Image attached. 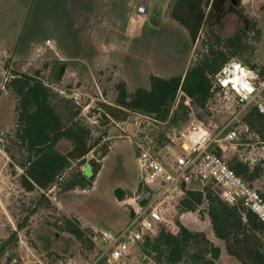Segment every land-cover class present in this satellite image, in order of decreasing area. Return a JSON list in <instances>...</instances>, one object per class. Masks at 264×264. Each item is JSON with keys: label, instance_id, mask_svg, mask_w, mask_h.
<instances>
[{"label": "rangeland", "instance_id": "1", "mask_svg": "<svg viewBox=\"0 0 264 264\" xmlns=\"http://www.w3.org/2000/svg\"><path fill=\"white\" fill-rule=\"evenodd\" d=\"M170 4L171 0H0V246L17 234L0 264L91 263L100 246L88 240L80 244L56 227H63L64 217L77 219L87 237L92 228L123 229L133 210L123 201L118 204L116 190L136 185L138 148L131 139L133 116L116 103L117 86L124 84L132 94L147 88L151 75H182L203 52L206 39L202 31L196 43L191 42L170 18ZM207 16L208 25L223 38L243 32L256 46L252 61L261 64L264 0H211ZM16 73L41 78L61 96L72 97L82 108L81 118L96 127L95 138L101 140L98 149H111L102 163L96 153L88 154L81 168L74 162L56 204L43 191L22 188V170L11 166L14 163L5 150L16 116V99L7 83ZM262 99L264 103V95ZM213 105L214 113L207 110L202 116L216 131L227 124L230 115L221 104ZM98 108L110 116L100 126L85 117V112L96 115ZM61 146L64 151L70 147L66 142ZM160 155L166 159L164 152ZM89 167L99 171L92 187L69 190L68 183L76 180L78 172L92 174ZM249 185L264 193V169ZM189 188L202 187L193 184ZM137 190L131 191L132 196ZM43 195L48 202L39 206ZM202 209L184 213L179 221L210 234L209 218L198 214ZM123 264H145L140 248L133 247Z\"/></svg>", "mask_w": 264, "mask_h": 264}, {"label": "trees", "instance_id": "2", "mask_svg": "<svg viewBox=\"0 0 264 264\" xmlns=\"http://www.w3.org/2000/svg\"><path fill=\"white\" fill-rule=\"evenodd\" d=\"M210 3L211 0H171L169 16L187 32L191 42L196 43L202 31L206 35L202 41L203 52L182 75H151L149 86L138 88L132 94L128 93L124 84L117 86L118 105L126 107L131 115L141 113L151 119V126L144 128L138 139L145 142L142 137H147L150 143L158 145L157 151L193 117L203 122L202 114L208 110L206 106L211 97V80L230 61L246 64L264 80V60L256 64L251 58L255 57L254 42L247 39L243 32L223 38L208 25ZM257 34L261 36L259 31ZM7 87L16 99L15 127L8 136L9 143L5 148L14 163L11 166L22 170L20 184L26 192L46 191L60 174L72 168L74 162L78 161L79 168L85 165V157L101 140L95 138L96 127L81 118L82 108L76 101L72 97L61 96L41 78L16 73ZM180 88L192 99L195 115L183 102L173 110ZM240 120L241 124L256 129L264 138V113L256 105L252 104ZM63 142L69 144V150L61 148ZM231 166L247 184H252L261 176L260 168L250 171L237 160ZM96 176V170L90 176L78 172L76 180L68 183L67 187L69 190L92 187ZM142 191L139 186L138 192ZM144 191L153 193L148 188ZM262 195L264 197V193ZM131 196V191L116 190L118 200ZM38 202L40 206L48 199L43 195ZM199 208L203 209L198 214L207 215L211 232L220 245L203 230L177 220L178 234L162 227L156 236L147 237L136 246L140 248L142 257H151L156 264H218L225 251L241 264H264V223L252 210L242 203L229 205L211 187L188 188L181 202V212L196 213ZM63 221V227H56L70 233L80 244L86 240L92 242L77 219L64 217ZM23 227L20 225V229ZM16 238L17 234L13 233L0 246V257Z\"/></svg>", "mask_w": 264, "mask_h": 264}, {"label": "built area", "instance_id": "3", "mask_svg": "<svg viewBox=\"0 0 264 264\" xmlns=\"http://www.w3.org/2000/svg\"><path fill=\"white\" fill-rule=\"evenodd\" d=\"M210 91L211 97L206 108L214 113L213 103L221 104L230 115L227 124L214 131L211 124L193 117L159 151L156 150L158 147L155 143L138 139V134L143 133V129L150 125L151 119L141 113L133 115L134 131L131 139L138 148L139 186L143 190L151 189L153 193L137 190L133 196L123 200L122 203L130 205L134 214L123 230H89V239L101 248L95 260L89 264H123L133 247L147 237L156 236L162 227L172 234H178L177 220L184 217L180 209L181 202L193 184L216 189L221 200L229 205L242 203L264 223L262 193L247 184L231 166L237 160L250 171L264 169V138L256 129L241 124L240 120L254 103L264 113V80L246 64L230 61L211 80ZM181 102L195 115L192 99L180 88L173 110ZM85 117L96 126L103 123L104 117L110 118L101 108L93 116L85 112ZM96 149L94 147L89 154L93 155ZM161 152L166 154L165 160L161 157ZM69 173L70 170H66L60 174L56 182L43 191L52 203L59 202L58 194ZM144 260L145 264H156L151 257L145 256Z\"/></svg>", "mask_w": 264, "mask_h": 264}, {"label": "crops", "instance_id": "4", "mask_svg": "<svg viewBox=\"0 0 264 264\" xmlns=\"http://www.w3.org/2000/svg\"><path fill=\"white\" fill-rule=\"evenodd\" d=\"M133 116V115H132ZM134 119V116H133V118H132V120ZM116 137V139L117 138H122L123 136H115ZM115 137H113V138H115ZM123 139V138H122ZM135 144H136V142H134ZM112 146V145H111ZM136 146H137V144H136ZM97 147V149H96V154H97V156H98V158H100L99 159V161H100V163H102V161L106 158V154L108 153V151H110L111 149H109V150H104V149H98V147H99V145L98 146H96ZM88 166H89V164H88ZM137 167H138V176H137V182H136V185L134 186V187H132V188H130V189H128V190H126L127 192L128 191H134L135 189H137V187H139V177H140V168H139V162H138V155H137ZM88 169H90V171L91 172H93L94 170H92V168H87V170ZM83 173H85V172H83ZM98 173H99V171H97V175H98ZM121 201H123V200H118V204L120 205V203H121ZM121 206V205H120ZM133 213H130L129 212V214H128V218H127V222L125 223V225H123V229L124 228H126L128 225H129V223L131 222V220H132V218H133V215H132ZM184 216H185V214H184ZM197 223V222H196ZM198 224V223H197ZM199 226V225H198ZM201 227V226H200ZM195 228V227H194ZM123 229H121V230H123ZM198 229V228H197ZM120 230V231H121ZM208 237L210 238V239H212L211 237H214L213 236V233L211 232L210 234H208ZM216 243V242H215ZM217 245H220V244H217ZM227 255V256H226ZM231 256H229L225 251L223 252V254H222V256H221V258H220V260H219V262H218V264H241L238 260H236V261H238V262H235V261H233V260H231Z\"/></svg>", "mask_w": 264, "mask_h": 264}]
</instances>
